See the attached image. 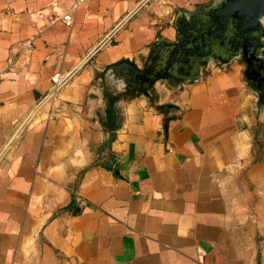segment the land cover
<instances>
[{
  "label": "crops",
  "instance_id": "crops-1",
  "mask_svg": "<svg viewBox=\"0 0 264 264\" xmlns=\"http://www.w3.org/2000/svg\"><path fill=\"white\" fill-rule=\"evenodd\" d=\"M50 1L0 0V153L142 0H85L70 27L38 16ZM215 1L149 0L34 114L0 161V264H264V116L245 62L149 95L106 76Z\"/></svg>",
  "mask_w": 264,
  "mask_h": 264
},
{
  "label": "water",
  "instance_id": "water-1",
  "mask_svg": "<svg viewBox=\"0 0 264 264\" xmlns=\"http://www.w3.org/2000/svg\"><path fill=\"white\" fill-rule=\"evenodd\" d=\"M148 1L142 0L38 103L0 153V161L34 114ZM175 26L177 40L159 41L143 66L124 59L112 65L106 76L121 91L149 95L158 81L179 90L182 82L198 80L201 70L212 63L241 60L246 64L245 79L264 116V0H216L211 7L200 5L179 12Z\"/></svg>",
  "mask_w": 264,
  "mask_h": 264
},
{
  "label": "built area",
  "instance_id": "built-area-1",
  "mask_svg": "<svg viewBox=\"0 0 264 264\" xmlns=\"http://www.w3.org/2000/svg\"><path fill=\"white\" fill-rule=\"evenodd\" d=\"M85 0H70L69 6L64 7L60 0H51L47 4L48 12L38 11L40 18H46L50 22L62 21L67 26H72L75 21V12L81 7Z\"/></svg>",
  "mask_w": 264,
  "mask_h": 264
},
{
  "label": "clouds",
  "instance_id": "clouds-1",
  "mask_svg": "<svg viewBox=\"0 0 264 264\" xmlns=\"http://www.w3.org/2000/svg\"><path fill=\"white\" fill-rule=\"evenodd\" d=\"M124 86H126V85H124Z\"/></svg>",
  "mask_w": 264,
  "mask_h": 264
}]
</instances>
